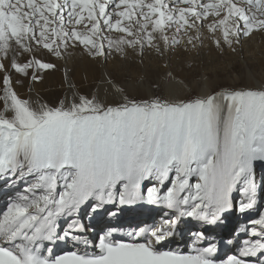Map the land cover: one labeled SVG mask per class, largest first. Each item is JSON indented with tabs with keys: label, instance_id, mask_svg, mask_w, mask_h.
Listing matches in <instances>:
<instances>
[{
	"label": "snow or ice",
	"instance_id": "obj_1",
	"mask_svg": "<svg viewBox=\"0 0 264 264\" xmlns=\"http://www.w3.org/2000/svg\"><path fill=\"white\" fill-rule=\"evenodd\" d=\"M255 33L264 0H0V264H264V78L231 59ZM60 67L55 102L15 90Z\"/></svg>",
	"mask_w": 264,
	"mask_h": 264
},
{
	"label": "bare ground",
	"instance_id": "obj_2",
	"mask_svg": "<svg viewBox=\"0 0 264 264\" xmlns=\"http://www.w3.org/2000/svg\"><path fill=\"white\" fill-rule=\"evenodd\" d=\"M206 43H207V41H206ZM205 54H206V57H208V55H209V56H212V58H214V56L217 55L214 51L210 52V53H205ZM242 55L244 57L243 60H241L240 57H232L231 59L236 63V66H239L240 72L242 74H244L245 77H246V74H247L249 67H250L252 69V71L256 74L255 79L248 81L247 78H245L244 83L250 82L253 86H258L259 83L261 82V79L264 78V37H261V35L259 33H255L251 39L245 40ZM73 62H74V68L76 69L74 81L79 84L82 82V78L84 75V73L82 71H80V69L82 67V62L77 58L76 60H69L67 62V65H68V63L70 65H73V64H71ZM91 63L93 65V68L95 69V71L94 72L90 71L89 75L90 76H92V75L98 76L99 72L102 70L101 61H95V62H91ZM110 66H111V64H109V66H108L109 70H111ZM177 72H180V71H177ZM180 73L184 74L182 71ZM226 75H227V73H226ZM63 80H64V75L60 74V71H59V73L57 75H54V77H52L46 81L47 82L46 85L42 84L43 86H40V85L38 86L37 84H39V83L35 84L32 91H29V84H26L25 82H24V86H20L14 82V87H15V90L17 91L18 95L21 98L35 100V98L37 97V94H38L39 97L43 101L50 103L52 98H59V96L63 97V94L66 90V88L64 87ZM50 86H52V87L50 88ZM60 88H61V90H64L63 93L61 90H59ZM86 90L89 91L90 88H88ZM2 108H3V102L0 101V109H2ZM9 115H10V113H9ZM0 189H3V184H0ZM4 195H5L4 191H0V206H3ZM132 207H136V206H132ZM146 207L150 208V206H146ZM100 212H101V214L99 216H97L95 219H93V221L95 223L91 224L90 228L94 229L95 226L97 227L104 220H106V221L111 220L113 223L117 222V221L113 220L112 217L107 216V213H105L103 210H101ZM137 216L142 217L141 219L149 220V214H148L147 210L146 209H140L139 212L127 211V212L123 213L120 217L119 224H122L123 221H126L129 219V221L124 223V224L129 225L131 223L134 225L136 221L131 220V218H133V217L136 218ZM157 217H159V216H157ZM157 217H156V219H157ZM86 218L87 217H85L83 220H85ZM157 221H159V220H157ZM228 221L231 223V225L229 227H231V226L237 227L238 224L243 221V218L238 213H235V212L228 215L227 220L224 222V224L221 227L215 229L214 234L218 235V236H220L222 234H227L224 237L225 239H227V237L230 234L229 227L226 228L228 225ZM151 222L152 221L149 220V223H151ZM225 229L227 231H225ZM176 242L181 244V245H183V243H184L183 241L179 242L178 239L176 240ZM65 250H68V249H65Z\"/></svg>",
	"mask_w": 264,
	"mask_h": 264
},
{
	"label": "rangeland",
	"instance_id": "obj_3",
	"mask_svg": "<svg viewBox=\"0 0 264 264\" xmlns=\"http://www.w3.org/2000/svg\"><path fill=\"white\" fill-rule=\"evenodd\" d=\"M206 55V54H205ZM48 57V58H47ZM215 57V56H214ZM44 58H45V60H51L52 62H55V63H57L58 64V66H61V65H63V61H57V60H55V58L54 57H49V56H47V55H45L44 56ZM208 59H213L212 58V56H209L208 55V57H207ZM71 64H73V65H70L69 63H68V67H70V68H73L74 67V62L73 63H71ZM98 65V64H97ZM173 67L176 69V71H180L181 72V68H182V65H181V63H180V61L179 60H177V59H175V58H173ZM238 69H239V66H236ZM110 69L112 70V65L110 66ZM59 71H60V74H62V75H64L63 74V67H60V69L58 70V71H55V72H50V73H46L45 74V79H44V81L43 82H41V84L39 83V84H37L38 86L40 85V86H43V85H46L47 84V80L48 79H50V78H52V77H54V75H57L58 73H59ZM56 73V74H55ZM12 75H13V80H14V82L16 81V80H18V79H22V77H20L19 76V74H15V73H12ZM183 75V74H182ZM225 75H226V73H225ZM2 76H3V73H0V78H2ZM27 80H25L24 82L26 83V84H29V82L27 81ZM43 84V85H42ZM52 86H50V88H51ZM54 87V86H53ZM57 88V87H56ZM59 90H61V88L59 89ZM91 90V89H90ZM89 90V91H90ZM62 91V93L64 92V90H61ZM62 96H59V98H52V100L50 101V103H52V102H55L56 100H58V99H60Z\"/></svg>",
	"mask_w": 264,
	"mask_h": 264
}]
</instances>
